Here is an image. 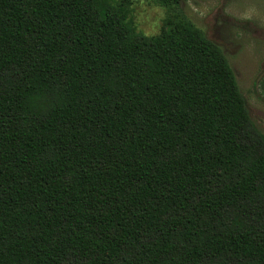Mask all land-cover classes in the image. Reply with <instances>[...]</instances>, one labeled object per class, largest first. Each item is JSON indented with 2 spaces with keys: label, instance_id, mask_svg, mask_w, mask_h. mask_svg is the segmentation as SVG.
Segmentation results:
<instances>
[{
  "label": "trees",
  "instance_id": "trees-1",
  "mask_svg": "<svg viewBox=\"0 0 264 264\" xmlns=\"http://www.w3.org/2000/svg\"><path fill=\"white\" fill-rule=\"evenodd\" d=\"M0 264H264V134L216 43L0 0Z\"/></svg>",
  "mask_w": 264,
  "mask_h": 264
},
{
  "label": "rangeland",
  "instance_id": "rangeland-1",
  "mask_svg": "<svg viewBox=\"0 0 264 264\" xmlns=\"http://www.w3.org/2000/svg\"><path fill=\"white\" fill-rule=\"evenodd\" d=\"M126 6L135 29L160 32L184 18L217 44L230 64L249 115L264 134V0H114Z\"/></svg>",
  "mask_w": 264,
  "mask_h": 264
}]
</instances>
